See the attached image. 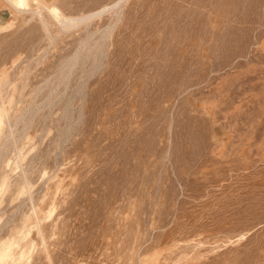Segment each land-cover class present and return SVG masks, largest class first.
I'll use <instances>...</instances> for the list:
<instances>
[{
  "label": "rangeland",
  "instance_id": "obj_1",
  "mask_svg": "<svg viewBox=\"0 0 264 264\" xmlns=\"http://www.w3.org/2000/svg\"><path fill=\"white\" fill-rule=\"evenodd\" d=\"M27 1L0 0V264H264V0Z\"/></svg>",
  "mask_w": 264,
  "mask_h": 264
},
{
  "label": "bare ground",
  "instance_id": "obj_2",
  "mask_svg": "<svg viewBox=\"0 0 264 264\" xmlns=\"http://www.w3.org/2000/svg\"><path fill=\"white\" fill-rule=\"evenodd\" d=\"M7 2H9L13 7L14 9H21L23 8L24 6L27 5V0H6ZM32 1H37V0H32ZM30 2V1H29ZM28 2V3H29ZM28 7V6H27ZM24 9V8H23ZM22 9V10H23ZM56 13V12H55ZM62 23L65 22V20H68L66 17L62 16Z\"/></svg>",
  "mask_w": 264,
  "mask_h": 264
}]
</instances>
